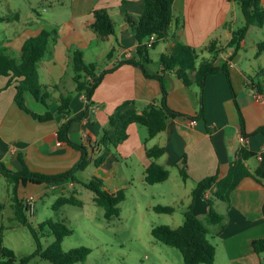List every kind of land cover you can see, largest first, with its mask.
I'll return each mask as SVG.
<instances>
[{
	"label": "crops",
	"instance_id": "crops-1",
	"mask_svg": "<svg viewBox=\"0 0 264 264\" xmlns=\"http://www.w3.org/2000/svg\"><path fill=\"white\" fill-rule=\"evenodd\" d=\"M261 3L264 6V0ZM49 4L52 11L44 20L34 7L32 10H35L36 17L31 15L29 21H23L20 13L11 8L0 13V16H10V19L0 21V50L17 56L28 38L37 36L43 29L52 31L50 51L38 68L41 83L49 87L52 95L50 107L29 93L26 100L32 110L43 114L47 109L56 111L61 93L67 92L72 95L71 112L58 114L50 121H39L17 104L16 87L14 83L9 84L10 77L0 75L1 161L6 164V161L10 162L18 156L23 166L25 164L36 172L57 174L70 170L81 160L82 151L62 142L58 130L62 123L71 119L69 137L86 147L91 159L80 172L95 166L93 176L102 178L111 191L126 189L127 198L129 195L135 196L133 189L138 187L134 183L136 179L141 182L139 187H146L145 172L152 162L147 155L148 148H165V153L156 162L171 170L166 181L171 180L174 168L181 175L180 167L186 157L188 176L184 178L181 175L184 181L174 183L176 188L171 194L176 201L179 199L186 204V210L193 205L200 217L208 213V199L213 197L217 187L211 177H225L243 147L256 153L245 161L250 171L255 173L258 167L264 169V133L253 134L264 126V51L257 55L258 44L264 40V26L258 25L261 39L254 42L256 51L253 56L258 65L242 67L240 64L242 50L247 48V35L254 25L250 26L242 40L241 49L235 52L234 47H229L220 53L216 64L228 65L231 81L224 71H218L208 76L204 87L197 83L187 86L174 71L164 70L160 63L161 53L170 52L177 40L198 49L199 61L212 57L205 49L211 42L226 46L233 31L245 23L238 0H175V14L184 19V27L177 29L173 24L176 37L164 41L165 48L157 56L151 53V61L146 65L150 74L160 75L161 79L148 77L140 67L123 64L105 75L91 102L83 92L76 91L72 52L82 50L85 60L98 63L100 68H111L119 60L128 58L127 51L134 54L138 42L126 16L138 18L145 0H51ZM99 8H107L115 23V35L106 40H102L91 27L93 11ZM258 84L263 87L262 92L258 91ZM163 86L167 90L168 105L182 115L170 119L167 129L152 138L143 133V126L130 124L128 138L117 150L108 152L103 164L96 165L94 160L105 152L100 140L109 116L126 101L132 102L139 112L150 103H159ZM239 107L245 119L244 129ZM202 110L204 116H201ZM192 119L197 122L191 124ZM241 137H245V140H241ZM7 166L17 170L13 164ZM0 176L5 177L1 172ZM204 179H208L207 185L200 186ZM6 180L7 199L13 202L12 189L15 184ZM166 181L148 184L158 187ZM42 184L54 192L72 189L70 194L60 195L70 196L77 195L80 181ZM42 184H17L18 196L27 205L29 215L34 213V207L30 209L33 201L30 193L42 187ZM166 191L160 190V199L167 195ZM94 197L95 193L93 200ZM145 200L146 209L154 210L156 205H168L156 203L152 197ZM215 201L213 199V206ZM225 202L220 212L224 220L211 225L209 234L210 241L216 247L213 264H264V255L257 253L252 246L253 240L264 236V178L260 181L255 177L244 178L232 191L230 201ZM4 208L5 203L0 202V211ZM136 208L141 207L138 205ZM12 209L15 215L13 205Z\"/></svg>",
	"mask_w": 264,
	"mask_h": 264
},
{
	"label": "trees",
	"instance_id": "trees-1",
	"mask_svg": "<svg viewBox=\"0 0 264 264\" xmlns=\"http://www.w3.org/2000/svg\"><path fill=\"white\" fill-rule=\"evenodd\" d=\"M174 2L175 0H145L144 9L138 18L131 15L126 16L138 45L131 57L119 60L111 68H100L98 63L87 62L82 50L75 49L72 52V66L76 91L83 92L87 100L91 102L96 88L103 81L105 75L123 64L140 67L148 77L161 79L160 75L150 74L146 65L151 61L152 49L156 48L160 42L176 37L177 34L173 31V24L176 25L177 29L184 27V19L175 14ZM238 2L242 7L245 23L233 31L232 38L226 46L218 45L214 41L211 42L205 49L212 54V57L199 61L200 52L198 49L177 40L170 52H164L160 55V63L164 70L174 71L187 86L197 83L200 87H204L208 76L218 71H224L228 80L231 81L228 65L216 64L220 53L226 51V48L229 47H234L235 52H237L241 49L242 40L247 35L251 25L264 26V6L261 0H238ZM93 17L94 20L91 27L102 40L115 35V23L107 8L95 9ZM7 19H10V16H0V21ZM52 33L48 29H43L37 36L28 38L17 56L0 50V75L10 77L9 84H15V100L19 107L41 122L53 120L58 114L66 115L71 112L72 95L67 92L61 93L59 97L60 105L56 111L47 109L43 114L32 110L26 100V94L29 93L37 101L50 107L49 100L52 95L49 87L41 83L38 68L39 63L50 51ZM152 34H156V39L150 47L147 41ZM262 51H264V40L258 44L257 55ZM56 87L60 88L59 85ZM257 89L262 92L263 87L258 84ZM181 115L180 112L173 110L168 105L167 90L164 86L162 87L159 103H150L141 112L133 107L130 101L120 104L116 111L110 115L108 125L104 128L100 144L104 146L105 152L94 160L95 164H103L106 161L108 152L117 150L118 146L128 138V127L130 124L137 123L145 126L148 129L149 138H152L167 129L170 119ZM202 115L204 116V110L201 112ZM70 120L62 123L58 130V136L62 142L68 143L82 151L81 160L70 170L57 174H47L33 171L25 164L22 170H13L0 160V172L8 181L15 184L12 204L15 216L21 224L30 230L36 242L35 252L19 260L15 250L4 245L2 231L7 229V226L0 223V264H27L36 255H41L54 264H75L86 260L91 252V248L87 246H80L65 251L62 242L73 230L64 222L52 219L36 225L28 213L27 205L24 200L19 198L17 193V184L19 182L23 184L29 182L34 184H58L69 180L73 182L80 181L77 177V171L85 169L91 159L86 147L70 139L68 134ZM241 123L244 129L245 119L242 112ZM258 132L264 133V126L253 132V134ZM164 153L165 148L161 146L147 149V155L152 159L145 172L147 183H160L169 178L170 171L156 162V159ZM115 154L120 159L119 153L116 152ZM255 155L254 151L243 147L240 156L231 164L225 177H211L216 182L217 187L213 197L208 199L209 211L204 219L195 213L194 206L191 205L184 213L182 225L179 227H172L167 224L155 225L152 228L153 236L167 245L178 248L183 255L184 264H213L215 262L216 247L208 236L211 232V225L220 224L224 220V215L214 209L213 199L218 198L230 201L232 191L239 186L244 178L255 177L259 181L264 178V169L262 167H258L253 173L245 163L247 159ZM180 171L184 178L188 176L186 157L183 158V166L180 167ZM80 182L95 193L94 201L104 208L107 220L120 216V205L126 199V189L111 191L106 187L104 180L97 176ZM207 182L208 179H204L199 185L206 186ZM67 203L83 205L79 198L75 195H70L58 197L54 207L58 208ZM154 210L160 213H172L175 211V207L160 204L154 206ZM48 230L54 234L55 239L48 247L43 248L41 235ZM252 246L257 253L264 255V236L253 240Z\"/></svg>",
	"mask_w": 264,
	"mask_h": 264
},
{
	"label": "rangeland",
	"instance_id": "rangeland-1",
	"mask_svg": "<svg viewBox=\"0 0 264 264\" xmlns=\"http://www.w3.org/2000/svg\"><path fill=\"white\" fill-rule=\"evenodd\" d=\"M50 1L0 0V13L7 12L11 8L20 13L23 21H29L32 18L31 15L36 17L35 10H32L34 7L44 20L52 11ZM45 27L49 26L45 25ZM260 39L261 29L258 25H254L247 35V48L241 53L240 64L242 67H247L249 64L258 65L253 53L256 51L254 42L257 43ZM164 48L165 42L162 41L151 50V53L153 56H157ZM143 133L148 136V129L145 126H143ZM94 167H90L84 172L78 170L77 173L80 172L78 179L80 181L91 179ZM181 175L178 169L174 168L171 180L158 187H153L148 183L145 188L139 187L141 182L136 179L134 183L138 187L133 189L135 196L126 197L120 205V216L111 220L106 219L104 208L93 200L94 192L82 185L81 182L77 184V195H72L79 198L83 205L67 203L58 208L54 207L58 197L61 193L70 194L72 189L66 192L60 190L54 192L42 184V187L36 188L34 192L30 193L35 204L34 213L30 217L36 225L50 219L67 224L73 231L62 242L65 251L80 246L91 248L86 260L75 264H184L183 255L178 248L159 241L152 234V228L155 225L167 224L177 227L184 221L186 204L178 198L176 201V197L171 194V191L176 188L174 183L179 184L184 181ZM6 186V178L0 176V202L5 203L4 210L0 211V223L7 225V229L2 231L4 245L14 249L20 260L35 252L36 242L30 230L16 219L11 205L13 202L7 199ZM160 190H167V195L161 199L158 196ZM147 197H152L156 203H167L174 206L175 211L160 213L153 209H146L147 200L145 199ZM214 200H216L214 209L218 212L223 211L226 202L215 198ZM138 205L141 208H136ZM201 217L204 219L205 216ZM54 239L55 236L50 230L43 232L41 235L43 248L48 247ZM27 264L54 263L41 255H36Z\"/></svg>",
	"mask_w": 264,
	"mask_h": 264
},
{
	"label": "built area",
	"instance_id": "built-area-1",
	"mask_svg": "<svg viewBox=\"0 0 264 264\" xmlns=\"http://www.w3.org/2000/svg\"><path fill=\"white\" fill-rule=\"evenodd\" d=\"M155 39H156V34H152L151 36H150V38H149V40L147 41V43H148V46H152V44H153V42L155 41ZM133 55V52L132 51H127V56L128 57H131ZM197 122V120L196 119H192L191 120V124H195ZM241 140H245V137H241ZM33 207H34V203H33V201L30 203V209H32L33 210Z\"/></svg>",
	"mask_w": 264,
	"mask_h": 264
},
{
	"label": "water",
	"instance_id": "water-1",
	"mask_svg": "<svg viewBox=\"0 0 264 264\" xmlns=\"http://www.w3.org/2000/svg\"><path fill=\"white\" fill-rule=\"evenodd\" d=\"M6 164H13L17 170H22L24 168L23 163L21 162V160L18 158V156H16L15 158L11 159L10 162L6 161Z\"/></svg>",
	"mask_w": 264,
	"mask_h": 264
}]
</instances>
